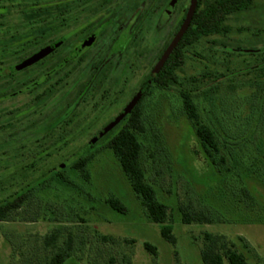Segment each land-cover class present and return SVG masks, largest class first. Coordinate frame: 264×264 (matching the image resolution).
Instances as JSON below:
<instances>
[{"label": "rangeland", "instance_id": "rangeland-1", "mask_svg": "<svg viewBox=\"0 0 264 264\" xmlns=\"http://www.w3.org/2000/svg\"><path fill=\"white\" fill-rule=\"evenodd\" d=\"M190 3L0 0V71L60 47L0 77V201L41 183L0 222V264H46L70 242L67 264H203L206 234L222 237L248 264H264V64L257 68L264 57V0L231 16V33L203 39L177 71L186 88L208 90V98L196 92L195 101L202 122L219 134L224 164L207 162L182 112L179 85L153 88L144 102L141 164L147 184L170 208L166 225L175 244L148 219L108 148L121 126L91 146L140 89ZM92 35L93 45L66 63ZM191 78L197 79L193 86ZM102 82L106 91L96 94ZM87 157L86 180L72 164ZM59 172L67 181L43 179ZM180 208L214 221L185 225ZM54 235L56 242L48 244Z\"/></svg>", "mask_w": 264, "mask_h": 264}, {"label": "trees", "instance_id": "trees-1", "mask_svg": "<svg viewBox=\"0 0 264 264\" xmlns=\"http://www.w3.org/2000/svg\"><path fill=\"white\" fill-rule=\"evenodd\" d=\"M255 3L256 0H198L189 29L156 79V88L159 90L169 91L173 90V87L176 85H179L182 112L194 127L198 140L207 155V162L210 161L216 166H220L226 162V157L219 147V134L210 123L202 122L199 108L195 101L196 92L202 91V95L208 98V90L205 91L203 86L195 89L186 88L182 82H179L180 77H178L177 71L185 64L186 57L191 49L195 48L205 38L225 36L231 33L232 29L228 25L230 17L252 9ZM259 53L262 54L261 52ZM22 64L9 71H0V77L4 74L13 75L17 70H23L21 68ZM262 64H264V57L259 62L257 68L261 69L260 65ZM203 79H207V77L203 76ZM217 80H220V78H217ZM187 81L192 86L197 83V79L194 78L188 79ZM143 117L142 108L137 107V110H132L125 126L110 140L108 148L113 152L122 171L129 179L134 192L146 211L148 219L154 224L163 226L162 236L171 244H175L173 228L166 225L170 208L158 199L155 189L147 184L146 176L142 168V146L138 139V134L144 132ZM98 137L92 141L91 146L98 141ZM90 160V157L82 158L72 164V168L78 171L86 180L89 178L87 169ZM54 177L62 181H67L60 172L56 175L49 174L46 177L44 176L43 179L49 178L51 180ZM38 181L0 201V222L9 221L12 215L24 206L37 191L38 186H40L41 183H38ZM46 182L47 180L42 183L44 184ZM110 205L114 209L121 212L124 211V208L116 200L110 201ZM180 213L181 221L185 225L209 224L214 221L205 212L200 213L192 209L180 208ZM57 238V235H54L48 239L47 243H55ZM145 247L151 253L156 254V247L149 244H146ZM71 251L72 245L70 242L66 249H61L56 252L46 264H67ZM201 260L203 264H248L247 258L243 253L229 248L224 243L222 237L210 234L205 235V248L201 253Z\"/></svg>", "mask_w": 264, "mask_h": 264}, {"label": "water", "instance_id": "water-1", "mask_svg": "<svg viewBox=\"0 0 264 264\" xmlns=\"http://www.w3.org/2000/svg\"><path fill=\"white\" fill-rule=\"evenodd\" d=\"M197 3H198V0H191L186 18H185L180 30L178 31L175 38L173 39L171 44L168 46V48L166 49V51L164 52L162 57L160 58L157 65L154 67V69L151 72V74L149 75L146 83L143 85V87L140 91V94L130 103V105L124 110L122 115L111 126H109L105 131H103V133H101L99 135L98 140L101 138V136L107 134L113 127H115V125H117L128 113H130L133 110V108L138 103L140 97L146 92V90L150 87V85L155 80L157 75L161 72V70L165 66L166 62L168 61L169 57L174 52V50L177 48V46L181 42L182 38L186 34L187 30L189 29L191 22L193 20L195 11H196ZM91 42L92 41H89V43H86V45H90ZM55 47L56 46L40 51L38 54L34 55L30 60L24 62L21 65V68L23 69L25 67L31 66V65L39 62L40 60L44 59L45 57H47L49 54H51L54 51Z\"/></svg>", "mask_w": 264, "mask_h": 264}, {"label": "flooded vegetation", "instance_id": "flooded-vegetation-1", "mask_svg": "<svg viewBox=\"0 0 264 264\" xmlns=\"http://www.w3.org/2000/svg\"><path fill=\"white\" fill-rule=\"evenodd\" d=\"M188 12V11H187ZM187 15V14H186ZM186 18V17H185ZM182 26V25H181ZM181 28V27H180ZM180 30V29H179ZM178 33V32H177ZM176 36V35H175ZM95 38H97V36H95V35H92L90 38H89V40L87 41V42H85V43H83V44H81L80 46H78L73 52H72V54L70 55V57H68L67 58V60H66V63H69L71 60H73V59H76V58H78V57H80L85 51H87L92 45H93V43H94V41H95ZM175 38V37H174ZM89 41H92V44H91V46L90 45H86V43H88ZM171 44V43H170ZM169 44V45H170ZM168 45V46H169ZM168 46H167V48H168ZM60 47L58 46L57 48L55 47V49H54V52H56L58 49H59ZM166 48V49H167ZM166 49L164 50V52L166 51ZM164 52L162 53V55L164 54ZM162 55L160 56V58L162 57ZM160 58H159V60H160ZM159 60H158V62H159ZM157 62V63H158ZM157 65V64H156ZM155 65V66H156ZM154 66V67H155ZM154 67H153V69H154ZM153 69L151 70V72L153 71ZM162 71V70H161ZM151 72L148 74V76L146 77V79H145V81L143 82V84L141 85V87H140V89L134 94V96L130 99V101L125 105V107L118 113V116L112 121V122H110L107 126H106V128H104V130H102V131H105V129H107L109 126H111L121 115H122V113L124 112V110L130 105V103L140 94V91H141V89H142V87H143V85L146 83V81H147V79H148V77H149V75L151 74ZM160 74V73H159ZM159 74L157 75V77L159 76ZM157 77L155 78V80L152 82V84L150 85V87L146 90V92L140 97V99H139V101H138V103L136 104V106L133 108V111L134 110H137V107H139V108H142V110H143V115H144V108H145V105H144V102H145V100L147 99V97H148V95L150 94V91L151 90H153V88L154 89H157L156 88V85H157V83H156V79H157ZM106 85V82H102L101 84H99L97 87H96V94H99V93H102V94H104V92L106 91V89H104V86ZM129 116H130V113H128L117 125H115V127H113L109 132L110 133H108V134H111L114 130H115V128L117 127V126H121L120 127V129L118 130V132H117V134L123 129V127L125 126V123H126V121L128 120V118H129ZM99 132V135L101 134V133H103V132ZM116 134V135H117ZM103 136H105V135H103Z\"/></svg>", "mask_w": 264, "mask_h": 264}]
</instances>
